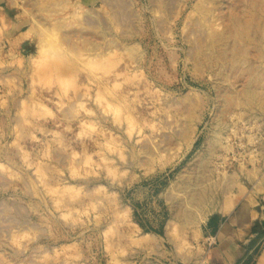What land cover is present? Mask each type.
<instances>
[{"label":"rangeland","instance_id":"obj_1","mask_svg":"<svg viewBox=\"0 0 264 264\" xmlns=\"http://www.w3.org/2000/svg\"><path fill=\"white\" fill-rule=\"evenodd\" d=\"M245 200L264 0H0V264L201 263Z\"/></svg>","mask_w":264,"mask_h":264},{"label":"crops","instance_id":"obj_2","mask_svg":"<svg viewBox=\"0 0 264 264\" xmlns=\"http://www.w3.org/2000/svg\"><path fill=\"white\" fill-rule=\"evenodd\" d=\"M203 236L213 244L197 264H264V215L251 201L211 217L203 225Z\"/></svg>","mask_w":264,"mask_h":264},{"label":"bare ground","instance_id":"obj_3","mask_svg":"<svg viewBox=\"0 0 264 264\" xmlns=\"http://www.w3.org/2000/svg\"><path fill=\"white\" fill-rule=\"evenodd\" d=\"M191 195V194H190ZM210 198H212L211 194L208 193V191H206L204 198H203V202L208 201ZM191 201L188 202V204H193V200H194V193H192V195L190 196Z\"/></svg>","mask_w":264,"mask_h":264},{"label":"built area","instance_id":"obj_4","mask_svg":"<svg viewBox=\"0 0 264 264\" xmlns=\"http://www.w3.org/2000/svg\"><path fill=\"white\" fill-rule=\"evenodd\" d=\"M212 244H213V242H212V241H211V242L209 241V244H208V245H209V247H211V246H212Z\"/></svg>","mask_w":264,"mask_h":264}]
</instances>
